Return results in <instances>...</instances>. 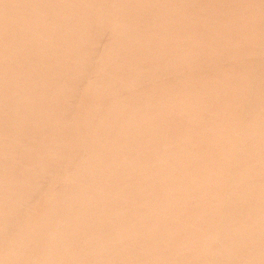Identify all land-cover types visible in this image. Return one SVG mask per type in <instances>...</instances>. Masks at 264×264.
Masks as SVG:
<instances>
[{
  "label": "rangeland",
  "instance_id": "obj_1",
  "mask_svg": "<svg viewBox=\"0 0 264 264\" xmlns=\"http://www.w3.org/2000/svg\"><path fill=\"white\" fill-rule=\"evenodd\" d=\"M0 264H264V0H0Z\"/></svg>",
  "mask_w": 264,
  "mask_h": 264
}]
</instances>
